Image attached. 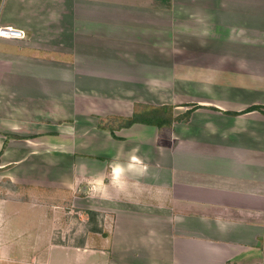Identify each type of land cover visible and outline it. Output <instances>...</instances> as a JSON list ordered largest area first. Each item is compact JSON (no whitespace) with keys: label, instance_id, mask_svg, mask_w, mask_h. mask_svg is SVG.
Listing matches in <instances>:
<instances>
[{"label":"crops","instance_id":"obj_1","mask_svg":"<svg viewBox=\"0 0 264 264\" xmlns=\"http://www.w3.org/2000/svg\"><path fill=\"white\" fill-rule=\"evenodd\" d=\"M0 27L26 33L0 38V174L98 192L77 201L114 230L85 264H264V113L241 114L264 107V0H2ZM137 103L201 108L94 122Z\"/></svg>","mask_w":264,"mask_h":264},{"label":"rangeland","instance_id":"obj_2","mask_svg":"<svg viewBox=\"0 0 264 264\" xmlns=\"http://www.w3.org/2000/svg\"><path fill=\"white\" fill-rule=\"evenodd\" d=\"M110 120L96 116L94 122L99 130V125L119 124ZM7 175L0 174V264H85L88 255L75 247L83 240L84 248L95 251L90 255L96 258V251L109 250V238L89 232L83 211L91 209L77 201L98 192L80 187L72 192L39 178H31L32 184H13ZM99 213L100 226L110 236L115 216Z\"/></svg>","mask_w":264,"mask_h":264},{"label":"trees","instance_id":"obj_3","mask_svg":"<svg viewBox=\"0 0 264 264\" xmlns=\"http://www.w3.org/2000/svg\"><path fill=\"white\" fill-rule=\"evenodd\" d=\"M201 108V107H193L191 110H189L186 114L181 115L179 117L174 116V109L173 106H150L145 104H135L134 112L131 117L127 119H119V118H112L111 123L118 121V129H127L131 128L132 126L136 124H142L146 126H152L159 129L163 128H171L174 123L182 122V121H188L191 118V115L194 110ZM253 111H259L264 113V107L261 106H254L246 111H244L241 114L253 112ZM100 129L104 130L106 129L103 125H99ZM115 129H109L113 133ZM6 148V143L4 145V149ZM3 149V150H4ZM4 151L0 153V156L3 154ZM85 216L88 219V226L89 232L94 234H101L102 236L109 237L108 234L103 232L102 227L99 223V217L100 213L94 210H86L83 211ZM77 248H84L85 247V240L81 242V244L75 246Z\"/></svg>","mask_w":264,"mask_h":264},{"label":"built area","instance_id":"obj_4","mask_svg":"<svg viewBox=\"0 0 264 264\" xmlns=\"http://www.w3.org/2000/svg\"><path fill=\"white\" fill-rule=\"evenodd\" d=\"M0 38L23 40L26 38V33L23 30L12 27H0Z\"/></svg>","mask_w":264,"mask_h":264}]
</instances>
